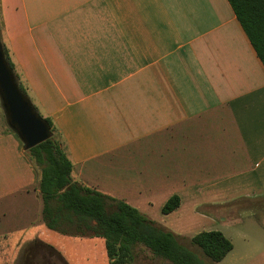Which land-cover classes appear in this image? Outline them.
Wrapping results in <instances>:
<instances>
[{
	"label": "crops",
	"instance_id": "crops-1",
	"mask_svg": "<svg viewBox=\"0 0 264 264\" xmlns=\"http://www.w3.org/2000/svg\"><path fill=\"white\" fill-rule=\"evenodd\" d=\"M0 12L74 181L182 235L205 221L198 209L264 191V65L228 0H0ZM42 211L28 155L1 132L0 264L46 227Z\"/></svg>",
	"mask_w": 264,
	"mask_h": 264
},
{
	"label": "trees",
	"instance_id": "trees-1",
	"mask_svg": "<svg viewBox=\"0 0 264 264\" xmlns=\"http://www.w3.org/2000/svg\"><path fill=\"white\" fill-rule=\"evenodd\" d=\"M228 1L264 65V0ZM3 49L9 67L14 72V64L8 51L4 46ZM18 86L27 97L19 82ZM33 108L37 112L34 106ZM37 114L47 124L52 135L25 153L38 177V190L43 201L42 219L49 230L65 236L103 239L109 264H131L133 249L138 245L171 264H204L172 231L125 201L74 181L73 164L52 121L43 118L38 112ZM7 130L19 139L9 126ZM21 144L23 146L22 142ZM179 206L180 197L175 195L166 202L162 212L170 214ZM191 243L201 249L213 263H220L233 249L231 241L220 231H202L191 238ZM32 246L45 247L55 252L65 264L64 259L50 246Z\"/></svg>",
	"mask_w": 264,
	"mask_h": 264
},
{
	"label": "rangeland",
	"instance_id": "rangeland-1",
	"mask_svg": "<svg viewBox=\"0 0 264 264\" xmlns=\"http://www.w3.org/2000/svg\"><path fill=\"white\" fill-rule=\"evenodd\" d=\"M2 28L0 12V40L5 47ZM7 129L5 115L0 109V133ZM226 208L227 210L217 208L211 212L208 209L206 212L198 209L200 218L205 220L200 223V228L189 230L190 232L183 235L175 234L180 242L191 249L204 264H264V191L257 190L254 193L238 196L233 204ZM202 231H220L233 244L231 252L220 263L211 262L201 249L192 245L191 238ZM20 234L22 233L14 235ZM26 238L29 240L21 247V253L15 255V264H64L55 252L45 247L32 246L37 242V238L50 243L52 248L58 250L65 264H109L105 241L101 238L65 236L47 227L31 229ZM131 264L171 263L138 245L133 249Z\"/></svg>",
	"mask_w": 264,
	"mask_h": 264
},
{
	"label": "water",
	"instance_id": "water-1",
	"mask_svg": "<svg viewBox=\"0 0 264 264\" xmlns=\"http://www.w3.org/2000/svg\"><path fill=\"white\" fill-rule=\"evenodd\" d=\"M0 106L7 125L29 150L48 140L52 133L34 110L30 100L20 91L15 73L9 67L0 40Z\"/></svg>",
	"mask_w": 264,
	"mask_h": 264
}]
</instances>
